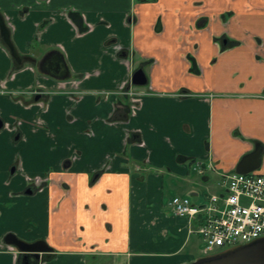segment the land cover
I'll return each mask as SVG.
<instances>
[{
    "label": "crops",
    "instance_id": "1",
    "mask_svg": "<svg viewBox=\"0 0 264 264\" xmlns=\"http://www.w3.org/2000/svg\"><path fill=\"white\" fill-rule=\"evenodd\" d=\"M0 16L20 58L0 36V264L20 263L9 235L52 249L33 264L195 260L163 189L194 203L256 145L264 175V0H0ZM140 68L132 103L118 90Z\"/></svg>",
    "mask_w": 264,
    "mask_h": 264
},
{
    "label": "built area",
    "instance_id": "2",
    "mask_svg": "<svg viewBox=\"0 0 264 264\" xmlns=\"http://www.w3.org/2000/svg\"><path fill=\"white\" fill-rule=\"evenodd\" d=\"M119 93L128 96L132 103L145 94L122 90ZM167 205L174 215L188 219L190 232L202 241V256L264 238V175L233 172L223 176L219 190L203 205L180 196L173 197Z\"/></svg>",
    "mask_w": 264,
    "mask_h": 264
},
{
    "label": "water",
    "instance_id": "3",
    "mask_svg": "<svg viewBox=\"0 0 264 264\" xmlns=\"http://www.w3.org/2000/svg\"><path fill=\"white\" fill-rule=\"evenodd\" d=\"M0 36L8 48L12 58L15 61H18L20 58L18 57V54L10 41L9 31L4 24L2 17H0ZM61 60L58 59V65H56L57 67L53 69L52 67H46L48 63L45 59L38 63V69L40 72L49 76H55L58 79H67L69 74L68 71H66L67 69H65V71L62 69L63 62ZM18 62H20V60ZM131 82L135 86H144L147 84L146 75L141 68L137 69L132 74ZM3 127L4 123L0 119V130ZM262 151V147L260 145H256L253 152L244 156L240 160L235 172L238 174H247L258 169L261 162ZM5 243L15 247L20 253L19 264H33L31 259H34L36 262H40L43 255H47L48 253L52 252L51 248L45 243V241L42 240L26 243L20 239H17L13 235H9L5 238ZM186 264H264V238L240 245L213 256L197 258L196 260Z\"/></svg>",
    "mask_w": 264,
    "mask_h": 264
},
{
    "label": "rangeland",
    "instance_id": "4",
    "mask_svg": "<svg viewBox=\"0 0 264 264\" xmlns=\"http://www.w3.org/2000/svg\"><path fill=\"white\" fill-rule=\"evenodd\" d=\"M219 190V185H217L215 188H210V187H199L197 189V191L199 192V195L197 197H192V200H194V204H198V202H200V200L202 201H207L208 197L213 194L216 193ZM1 191V190H0ZM161 195V193H160ZM174 195L179 196L181 195V193H171L170 191H168V189H163V194L162 197L165 198V203H168L173 197ZM226 250V249H225ZM217 254V253H216ZM215 255V253L210 254L209 256ZM204 256H201L200 253H196L194 255V258L196 260V258H202ZM194 261V260H193ZM192 262V261H191ZM101 263L103 264H107L104 263V261H101ZM93 264V263H90ZM95 264V263H94Z\"/></svg>",
    "mask_w": 264,
    "mask_h": 264
},
{
    "label": "flooded vegetation",
    "instance_id": "5",
    "mask_svg": "<svg viewBox=\"0 0 264 264\" xmlns=\"http://www.w3.org/2000/svg\"><path fill=\"white\" fill-rule=\"evenodd\" d=\"M70 13H74L72 11H69V12H64V14H66V16L69 17V14ZM77 14V13H76ZM1 17V16H0ZM70 19V17H69ZM71 20V19H70ZM129 20L130 22H135L136 20V16L135 15H131L129 16ZM4 21V20H3ZM72 23H74L72 20H71ZM5 24V23H4ZM75 24V23H74ZM76 25V24H75ZM6 26V25H5ZM8 31H9V28L7 27ZM79 31V30H78ZM80 32V31H79ZM9 35H10V32H9ZM11 41V40H10ZM13 45V44H12ZM14 47V46H13ZM8 49V48H7ZM16 50V49H15ZM9 51V50H8ZM17 52V51H16ZM145 73V72H144ZM146 75V74H145ZM147 78V77H146ZM148 81V80H147ZM136 87L135 85L132 84L131 82V79L129 81H127L126 83H124L123 85L120 86L119 88V91L122 90V92H128V91H133V88ZM37 95V94H36ZM121 95H124V94H121ZM52 251V249H51ZM51 255V253H48L47 255ZM41 261V260H40Z\"/></svg>",
    "mask_w": 264,
    "mask_h": 264
},
{
    "label": "trees",
    "instance_id": "6",
    "mask_svg": "<svg viewBox=\"0 0 264 264\" xmlns=\"http://www.w3.org/2000/svg\"><path fill=\"white\" fill-rule=\"evenodd\" d=\"M70 19L77 25L78 30L80 32H83L84 30H86V27H84L82 25V19L81 16L79 14L76 13H70L69 14Z\"/></svg>",
    "mask_w": 264,
    "mask_h": 264
}]
</instances>
